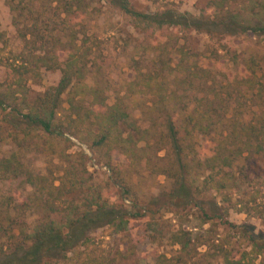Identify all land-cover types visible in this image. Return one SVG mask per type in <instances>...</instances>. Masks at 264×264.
<instances>
[{
  "label": "trees",
  "instance_id": "1",
  "mask_svg": "<svg viewBox=\"0 0 264 264\" xmlns=\"http://www.w3.org/2000/svg\"><path fill=\"white\" fill-rule=\"evenodd\" d=\"M93 1L5 0L22 46L3 63L11 81L0 82V147L9 146L0 149V264H116L122 253L98 249L91 233H122L133 222L152 246H171L168 254L153 250L150 264H264V231L228 219L230 211L264 219V193L246 191L239 163L264 156L263 55L249 47L233 57V70H223L183 45L174 49L163 34L264 37V0H208L211 19L171 7L141 12L116 0L143 37L132 75L110 102L108 57L80 21ZM42 70H59V80L31 92L28 81ZM83 132L91 149H106L103 182L87 173L83 151L61 148L65 133L83 139ZM30 151L44 156L43 172L27 163ZM144 172L168 185L140 201ZM165 214L177 223L164 231ZM190 216L199 220L195 231L183 224ZM216 223L234 235L218 236ZM135 250L125 256L148 264Z\"/></svg>",
  "mask_w": 264,
  "mask_h": 264
},
{
  "label": "rangeland",
  "instance_id": "2",
  "mask_svg": "<svg viewBox=\"0 0 264 264\" xmlns=\"http://www.w3.org/2000/svg\"><path fill=\"white\" fill-rule=\"evenodd\" d=\"M208 0H129L130 6L137 11L153 12L171 7L180 12H187L195 17L211 19V11L207 10ZM212 17V16H210ZM80 21L88 34L95 36L100 44L101 52L108 57L109 65L105 68V78L109 85L107 91L108 101H112L115 92L122 89L123 81L129 78L132 74L129 70V63L132 58H136V45L142 40L143 35L140 30L135 28L129 14L123 12L116 3V0H94L89 8L88 13L80 17ZM163 34L171 39V44L174 49L176 46L183 45L184 49L196 52L199 58L205 59L213 63V67L232 68V59L235 55L239 58L245 56L247 49L255 48L263 55L264 69V37L249 36V37H226L219 33L208 34L205 31L184 30L181 28L163 29ZM22 46V41L18 37L17 31L12 22V12L10 11L5 0H0V82L7 84L11 81L9 77V69L3 64L7 58H10L13 53H17ZM41 77L37 80L28 81V87L31 92H41L49 85H54L60 77L59 70H42ZM67 105L64 103V108ZM129 110L135 118L140 117V113L132 106ZM65 110L60 111L63 116ZM83 139L78 136H72L67 133L64 137L69 140L61 143L62 149H67V152L83 151L88 160L86 162L87 173L92 175L97 182H103L108 174L107 168L103 165L105 157L102 155L106 151L102 149H91L89 147L90 138L83 132ZM8 145L3 144L1 152H7ZM27 163L36 172L44 171V156L36 151H30L26 158ZM240 164H245V171L248 175L249 185L246 187L248 193H254L256 189L264 193V156H252L241 160ZM137 195L142 201L149 194L156 193L159 189L167 187L168 182L163 175L148 176L143 173L138 180ZM4 191V186L0 183V192ZM250 195V194H249ZM245 198V196H244ZM262 198L257 196V201ZM129 203V200L125 201ZM57 219V218H56ZM228 219L235 224H249L254 227V231H264V219L257 214H245L236 211H230ZM164 224V231L176 226L175 220L171 219L170 214H165L161 220ZM199 220L193 216L188 220H184L183 224L188 226L190 230L195 231ZM132 227L125 232L107 235L105 229H98L91 233V237L99 246L98 249H109L111 252L119 250L122 255L116 254V264H135L134 258L125 256L126 250L133 244H136V257L139 259L146 255L148 264L154 261L151 252L157 250L159 252L169 253L171 246L160 244L152 246L148 238H145L144 232L140 227V222H133ZM210 227L209 224L204 225V228ZM212 228L218 232V236L228 237L234 235L229 231V227L223 226L220 223L212 225ZM131 239L133 242H131ZM239 240V241H238ZM236 248L242 249L245 245L244 240L239 236L235 237ZM220 264V262H218Z\"/></svg>",
  "mask_w": 264,
  "mask_h": 264
}]
</instances>
